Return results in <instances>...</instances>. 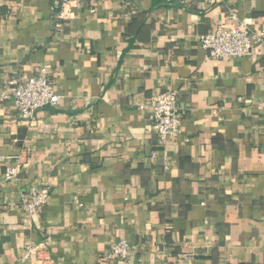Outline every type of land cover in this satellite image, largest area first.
<instances>
[{
  "label": "crops",
  "instance_id": "0c3cea01",
  "mask_svg": "<svg viewBox=\"0 0 264 264\" xmlns=\"http://www.w3.org/2000/svg\"><path fill=\"white\" fill-rule=\"evenodd\" d=\"M52 2L0 0V94L48 64L60 95L32 122L0 101V154L25 162L10 181L0 164V264L28 243L26 264H100L119 239L136 247L109 264H264V50L206 59L199 43L232 14L264 28V0ZM162 90L183 116L159 147ZM31 187L49 192L38 218L20 204Z\"/></svg>",
  "mask_w": 264,
  "mask_h": 264
},
{
  "label": "built area",
  "instance_id": "2783aa9c",
  "mask_svg": "<svg viewBox=\"0 0 264 264\" xmlns=\"http://www.w3.org/2000/svg\"><path fill=\"white\" fill-rule=\"evenodd\" d=\"M208 4H215L222 0H205ZM71 0H53L50 9L56 14L57 8L66 10ZM232 18L237 24L232 28L217 26L214 30L203 34L199 38L202 49L205 50L206 59H238L248 57L256 60L264 50V28L251 29L243 20L235 14ZM55 26H59L56 23ZM49 65L40 66L35 75L25 79L14 77L8 82L7 89L0 94V101L9 100L13 103L19 119L32 122L35 112L44 107L56 106L60 101V95L54 90L49 79ZM264 105V100L261 102ZM151 127L157 135L158 146H164L170 139L178 136L180 123L183 116V108L177 99V93L173 90H162L151 97ZM156 150L151 152L155 157ZM0 164L4 166L3 181L16 179L25 167L21 154L7 157L0 154ZM49 192L47 189L31 187L21 197L20 204L23 213L29 218H38L41 210L47 202ZM79 205H81L79 203ZM39 245L28 243L24 247V253L17 264H26L37 252ZM136 245L125 239L117 240L108 251L101 256L100 264H109L113 260L125 261L129 252ZM181 258L189 260L191 254H182Z\"/></svg>",
  "mask_w": 264,
  "mask_h": 264
}]
</instances>
